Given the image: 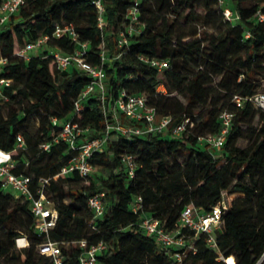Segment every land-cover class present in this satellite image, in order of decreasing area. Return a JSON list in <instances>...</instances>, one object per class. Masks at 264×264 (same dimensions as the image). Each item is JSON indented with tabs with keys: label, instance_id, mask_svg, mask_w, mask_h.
<instances>
[{
	"label": "trees",
	"instance_id": "obj_1",
	"mask_svg": "<svg viewBox=\"0 0 264 264\" xmlns=\"http://www.w3.org/2000/svg\"><path fill=\"white\" fill-rule=\"evenodd\" d=\"M101 2V24L91 0H26L0 23V55L5 58L0 76L10 80L0 96V148L11 153L12 172L29 175L34 191L40 177L55 175L74 152L67 142L55 140L60 126L72 118L87 129L80 138L104 135L122 91L145 94L158 116H171L168 128L143 136L110 130L103 149L89 159L104 176L72 173L50 179L45 191L57 218L47 233L35 229L28 200L5 190L0 181V264H53L37 249L47 240L59 243L63 264H79L80 239L105 243L98 264H227L228 257L233 264H264V259L258 262L264 255V107L248 98L264 93L257 91V75L264 73V0H223L233 6V20L224 17L219 0H139L136 23L141 29L131 35L126 14L134 0ZM64 22L74 25L77 40L52 36ZM121 32L127 42L119 45ZM42 35L48 36L46 47L27 56L18 53ZM79 42L87 43L84 58L102 64L106 79L104 101L94 91L75 112L74 100L90 77L75 64L58 69L52 51L68 54ZM141 54L168 58L170 66L158 71L141 61ZM222 110L233 116L221 149L212 154L198 136L219 132ZM30 116L37 121L33 131L26 127ZM183 118L191 123L172 135ZM255 118L258 127L243 128ZM120 119L126 121L122 114ZM242 138L245 145L238 144ZM125 154L136 162L131 177L122 161ZM221 189L228 190L231 205L215 233L217 249L206 244L203 234L195 236L181 226L194 249L186 248L176 259L174 247L161 246L139 226L148 215L175 229L185 205L209 210ZM97 190L105 192V211L92 227L87 198ZM136 196L141 208L135 212L130 203ZM20 234L29 244L16 248Z\"/></svg>",
	"mask_w": 264,
	"mask_h": 264
},
{
	"label": "built area",
	"instance_id": "obj_2",
	"mask_svg": "<svg viewBox=\"0 0 264 264\" xmlns=\"http://www.w3.org/2000/svg\"><path fill=\"white\" fill-rule=\"evenodd\" d=\"M26 0H2L0 3V23H4L8 16L16 12L20 6ZM139 0H134L132 6L127 10V17L130 19V23L137 22V4ZM98 10L99 24L102 22V12L104 6L101 0H91ZM223 2V0H219ZM224 17L228 20L236 18L234 13L229 8H223ZM262 18V15H260ZM66 34L71 37L72 40H77L78 34L75 31L74 25L71 22H64L57 24L52 32V36H59ZM48 36L42 35L35 40L28 42L24 47L19 50V54L23 56L28 55V50H36L46 43ZM118 44L121 45L127 42L126 37L121 32L120 37L117 39ZM87 47L86 42H79L77 48L71 53H62L60 50L55 49L52 51V55L55 59L56 66L60 70L67 69L70 65L75 64L79 68L85 70L90 79L82 87L80 93L74 100V111H80L83 107V99L90 93L96 91L100 94L101 100L104 101L105 95V79L106 71L102 64H94L87 61L84 58V50ZM102 58L105 54H101ZM141 61L147 63L151 67L158 71H163L170 66L168 58L159 56H147L144 54L139 55ZM5 62V58L0 55V64ZM10 80L0 76V96L3 86L8 85ZM158 90L164 91V86L159 85ZM249 99L256 102L261 107H264V93H257ZM236 101L240 100V96L235 95ZM103 111L106 112L103 107ZM120 114L123 115L126 121H121ZM114 121L105 122V133L102 136L94 138H80L81 134L86 131V128L80 127L77 121L72 118L67 119L59 129V133L55 140L61 139L68 143V145L74 151L66 162L61 166L60 170L51 177H40L38 184L35 186L34 191L31 189V177L24 174H16L12 172L11 168L14 165L11 153L0 148V181L3 188L11 187L17 193L16 196H22L29 202L30 210L34 216V227L39 233H47L48 230L54 226L57 218V210L52 205L50 199L46 195V186L50 183V179H56L58 177H66L72 173H77L81 177L88 176L92 170L93 165L90 162V157L94 150L101 151L106 142L109 131L114 130L126 135H140L143 136L149 132H160L168 128L171 120L170 115L158 116L156 109L153 105H150L146 101V96L143 93L127 94L122 91L121 96L117 98L113 106ZM233 112L229 110L220 111L218 118L221 123V127L218 133L200 135L198 139L203 142L206 148L212 153L219 151L223 145L225 134L227 133L231 124ZM53 123L56 122V118H52ZM191 123L189 118H183L181 122H178L171 129L172 135L176 136L182 133L186 129V125ZM18 145H22V138L17 136ZM43 148L47 149L49 144H42ZM122 161L125 166L126 173L129 177L133 176L136 168V162L131 154H125L122 156ZM10 191V190H7ZM12 192V191H11ZM87 204L92 211L91 225L95 227V221L102 217L105 211V192L103 190H97L90 194L87 198ZM231 205V195L227 189H221L220 196L216 203L212 205L209 210H202L198 206L193 204L185 205L179 215V226L175 229H166L163 221L156 217L143 215L140 219L139 226L149 236L153 237L161 246L174 247V251L171 255L176 259H181L182 255L186 251V248H192V245L187 244L185 234L180 231V227L184 226L189 230H192L197 236L198 234L204 235L206 244L213 249H217V243L215 240V233L221 229L223 219L222 214ZM141 208V198L136 196L130 203V209L132 211H138ZM25 241L27 242L26 238ZM80 247H83L82 252L78 256L79 264H98L97 255L105 247V243L99 241L97 243L87 244L85 239L77 241ZM37 249L40 253L51 257L53 264H63V255L58 242L56 241H43L37 244ZM226 259L227 264H233ZM264 259V255L258 262ZM258 264V263H256Z\"/></svg>",
	"mask_w": 264,
	"mask_h": 264
},
{
	"label": "rangeland",
	"instance_id": "obj_3",
	"mask_svg": "<svg viewBox=\"0 0 264 264\" xmlns=\"http://www.w3.org/2000/svg\"><path fill=\"white\" fill-rule=\"evenodd\" d=\"M219 3H222V6H224L223 8H229L230 10H231V8L233 7L232 5H230L229 3H227V4H224V2H219ZM252 3V1H247L245 4H251ZM258 17H259V14L257 15ZM140 29H141V26L139 25V23H133V24H131L128 28H127V32H128V34L129 35H131V34H134V33H137V32H139L140 31ZM120 37V34L118 35V38ZM45 45V44H44ZM44 45L42 44L40 47H39V49L41 50V49H43L44 48ZM45 47H46V45H45ZM35 50H28V54H32L33 52H34ZM36 51H38V50H36ZM159 76H161V74H158ZM259 78H261V81H260V83H259V85L257 86V91H259V92H264V81H262V77H264V73H259L258 75H257ZM215 81H216V79H215ZM214 81V82H215ZM214 82H212V84L214 83ZM170 94H173L172 92L170 93ZM177 96L182 100V101H185V99H184V97L182 96V95H179V94H177ZM262 104H264V102H261ZM4 110V109H3ZM200 118V116H196V119L198 120ZM37 126V121H36V119H34L33 117H28V119H27V123H26V127H27V129L28 130H31V131H33L34 130V128ZM242 126H243V128L244 129H250V127H258L259 126V123H258V121H257V118H255L250 124H247V123H244V124H242ZM238 144L239 145H245L246 144V140L245 139H240L239 141H238ZM179 158H180V156H179ZM92 174H94V175H102V176H104L103 175V172L100 170V169H98V168H93V170H92ZM83 182L82 181H79V183H77L76 184V186H80L81 184H82ZM6 190H10V191H12L13 193H17V191H15L14 189H12L11 187H7L6 188ZM66 200H68V199H66ZM51 203H52V201H51ZM3 232H4V228L2 227V226H0V236H2L3 235ZM18 239H21V241L19 242L18 241ZM14 243H15V247L16 248H21V247H23V246H27L28 244H29V242L27 241H25V235L24 234H20V236H18V237H16L15 238V240H14ZM67 245V244H66ZM48 262H49V260H48ZM49 264V263H48Z\"/></svg>",
	"mask_w": 264,
	"mask_h": 264
},
{
	"label": "bare ground",
	"instance_id": "obj_4",
	"mask_svg": "<svg viewBox=\"0 0 264 264\" xmlns=\"http://www.w3.org/2000/svg\"><path fill=\"white\" fill-rule=\"evenodd\" d=\"M18 241L20 242V241H21V239H18Z\"/></svg>",
	"mask_w": 264,
	"mask_h": 264
}]
</instances>
